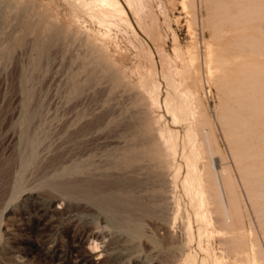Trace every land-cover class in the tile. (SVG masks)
Returning a JSON list of instances; mask_svg holds the SVG:
<instances>
[{
	"label": "rangeland",
	"instance_id": "rangeland-1",
	"mask_svg": "<svg viewBox=\"0 0 264 264\" xmlns=\"http://www.w3.org/2000/svg\"><path fill=\"white\" fill-rule=\"evenodd\" d=\"M138 2L0 0V264L256 263L223 240L264 226V0Z\"/></svg>",
	"mask_w": 264,
	"mask_h": 264
},
{
	"label": "bare ground",
	"instance_id": "bare-ground-1",
	"mask_svg": "<svg viewBox=\"0 0 264 264\" xmlns=\"http://www.w3.org/2000/svg\"><path fill=\"white\" fill-rule=\"evenodd\" d=\"M78 1H81L82 3V5H83V3H84V5H86V6H90V3H91V6H90V8H89V10L91 9L92 10V13L94 12V11H96L98 14L100 13L101 15L102 14H104V17H105V19L106 20H108V21H112V22H127L128 23V15H127V10H126V7H125V4L124 3H126L127 4V6H128V8H130V9H132V11L134 10H136L138 7H139V2H138V0H124V3H122V1L121 0H78ZM144 4V3H143ZM142 4V5H143ZM12 5V4H11ZM142 5H140V7H142ZM139 7V8H140ZM86 8H88V7H86ZM214 9H215V7H214ZM88 10V11H89ZM87 11V10H86ZM138 11H139V9H138ZM91 12V11H90ZM95 12V13H96ZM102 12V13H101ZM139 12H141V11H139ZM135 13H136V11H135ZM94 14V13H93ZM92 14V15H93ZM99 14V15H100ZM98 15V16H99ZM103 16V15H102ZM101 17V16H100ZM139 20V19H138ZM100 21V20H99ZM129 23H131V22H129ZM48 31V30H47ZM39 32V31H38ZM44 33V32H43ZM39 34H40V32H39ZM50 35V34H49ZM241 37V36H240ZM239 37V38H240ZM246 37V36H245ZM247 38V37H246ZM249 39H251L252 41H253V43L255 42V40H256V38L255 37H253V36H249L248 37ZM247 38V39H248ZM244 39V38H243ZM43 41V40H42ZM257 41V40H256ZM234 42V41H233ZM236 42V41H235ZM234 42V43H235ZM237 43V42H236ZM239 43V42H238ZM178 44V43H177ZM233 45H235V44H233ZM244 45V44H243ZM247 45V44H246ZM239 46H240V44H239ZM245 46V45H244ZM253 46V45H252ZM249 47V46H248ZM247 47V48H248ZM253 47H255V46H253ZM252 47V48H253ZM241 48V47H240ZM246 48V49H247ZM251 48V49H252ZM262 48V47H261ZM245 49V50H246ZM251 49H249V50H251ZM253 49H260L259 47H257V48H253ZM244 50V51H245ZM194 51V50H193ZM196 52V51H195ZM228 52V51H227ZM227 52H222V53H227ZM247 52H249L248 50H247ZM179 53V52H178ZM221 53V54H222ZM229 53V52H228ZM227 53V54H228ZM231 53H233V52H231ZM226 54V55H227ZM196 55V54H195ZM253 55V54H252ZM240 56V55H239ZM261 56V55H260ZM196 57V56H195ZM234 57V56H233ZM191 58V57H190ZM216 58H217V60L220 62V63H218V61L216 60ZM216 58H214L216 61H217V63H218V66L220 67V65L222 66V65H224L225 64V59H226V57H224V58H222V57H219V56H217ZM183 59H186V58H183ZM213 59V60H214ZM184 61V60H183ZM187 61V60H186ZM228 62H229V60H228ZM217 63H214V65L215 66H217L216 64ZM175 64V63H174ZM208 64V63H207ZM220 64V65H219ZM187 66V65H186ZM197 66V65H196ZM217 66V67H218ZM211 68V67H210ZM186 69V68H185ZM216 70V69H215ZM218 70V69H217ZM210 71H211V69H210ZM214 74V73H213ZM224 74V73H223ZM213 76V75H212ZM187 77V76H186ZM185 77V78H186ZM170 78V77H169ZM253 78V77H252ZM154 80V79H153ZM156 81V80H155ZM174 81V80H173ZM189 81V80H188ZM195 82V81H194ZM175 84V83H174ZM249 85V84H248ZM184 86V85H183ZM154 87V86H153ZM187 88V87H186ZM156 89V88H155ZM250 90H251V88H249ZM152 90V89H151ZM153 91V90H152ZM184 91H185V86H184ZM188 91V90H187ZM229 91V90H228ZM231 91V90H230ZM230 91L228 92V93H230ZM180 92V91H179ZM154 93V92H153ZM170 93V92H169ZM156 94H157V92H156ZM189 94V93H188ZM153 95V94H152ZM195 95V94H194ZM158 96V95H157ZM156 96V97H157ZM166 97L168 98V95H166ZM190 97V96H189ZM166 99V98H165ZM191 98H189V100H190ZM167 100V99H166ZM171 100V99H170ZM188 100V101H189ZM168 102V101H167ZM184 102V101H183ZM187 102V101H186ZM196 102V101H195ZM166 103V102H165ZM174 103V102H173ZM189 103V102H188ZM151 104V103H150ZM179 104V103H178ZM177 104V105H178ZM185 104V103H184ZM258 103L256 102V105H257ZM167 105V104H166ZM169 105V104H168ZM183 105V104H182ZM176 108H177V106H175ZM171 108H172V106H171ZM174 108V107H173ZM259 109L260 110H262V111H264V104L263 105H261L260 107H259ZM170 110V109H169ZM185 110V109H184ZM170 112V111H169ZM230 123V122H229ZM228 123V124H229ZM186 124V123H185ZM168 131H170V130H168ZM164 135V134H163ZM172 135H174V134H172ZM167 136V135H166ZM161 137V136H160ZM260 137V136H259ZM262 137V136H261ZM264 137V136H263ZM167 138V137H166ZM174 138V137H173ZM172 138V140H175V139H173ZM210 139V138H209ZM162 140V139H161ZM171 140V141H172ZM163 141V140H162ZM176 141V140H175ZM175 141H173L174 142V144H175ZM232 141V140H231ZM206 142V141H205ZM169 143H171V142H169ZM208 143V142H207ZM210 143V142H209ZM169 145V144H168ZM173 145V144H172ZM173 147V146H172ZM237 149V148H236ZM243 149V148H242ZM184 150V149H183ZM238 151V150H237ZM241 151V150H240ZM242 152V151H241ZM239 154V153H238ZM247 154V153H246ZM184 155H185V153H184ZM237 155V154H236ZM248 155H251V154H248ZM187 156V155H186ZM191 157H192V155H190ZM183 157V156H182ZM190 157V158H191ZM238 157V156H237ZM187 158V157H186ZM189 157L187 158V159H190ZM184 161H185V159H184ZM188 161V160H187ZM186 161V162H187ZM192 161V160H191ZM242 161V160H241ZM193 162V161H192ZM191 162V163H192ZM238 163V162H237ZM211 165V164H210ZM243 165V164H242ZM250 165V164H249ZM193 166V165H192ZM196 166V165H195ZM194 166V167H195ZM239 166V165H238ZM248 166V165H247ZM190 167V166H189ZM197 168V167H196ZM208 168H211V167H208ZM206 169L205 170V172H204V175H202V177H203V179H202V183L200 184V183H198L199 182V180H198V184L199 185H201L202 187H204V189L206 190L205 192H206V197L208 198V200H210L211 202H213L214 203V205H215V207H214V211H215V221L217 222V223H219V225H221L222 227H225V228H230L231 227V225L233 226V224H232V213H231V210H230V208L225 204L226 203V201L224 200V197H223V192L222 191H224V189L223 190H221L222 188H221V183H220V180H218V179H220V178H217V174H216V172H215V170L214 169ZM243 168V167H242ZM246 167H244V169H245ZM228 169V168H227ZM241 169V168H240ZM193 170H194V168H193ZM201 170V169H200ZM217 170V169H216ZM252 170V169H251ZM192 172V171H191ZM218 172H219V170H218ZM198 173V172H197ZM186 174V173H185ZM219 174V173H218ZM201 175V174H200ZM251 175V174H250ZM248 176V175H247ZM258 176V175H257ZM256 176V177H257ZM218 177H220L219 175H218ZM201 178V177H200ZM244 179V178H243ZM187 180V179H186ZM245 180V179H244ZM193 181V180H192ZM196 181V180H195ZM231 181V180H230ZM222 182V181H221ZM255 182V181H254ZM258 183H259V181H258ZM257 183V184H258ZM88 184H90V183H88ZM93 184V183H92ZM194 184V183H193ZM193 184H191V185H193ZM196 185V187H191V188H193V189H191L190 187V194H193V195H196V193H197V195H198V193L200 192L201 194H203L202 193V189L201 188H199V185ZM225 184V183H224ZM233 184V183H232ZM260 185V184H259ZM246 186V185H245ZM226 188V187H225ZM230 188V187H229ZM201 189V190H200ZM203 189V190H204ZM189 191V190H188ZM234 191V190H233ZM258 192V191H257ZM263 192V191H262ZM256 193V192H255ZM264 193V192H263ZM205 194V193H204ZM225 194V193H224ZM259 194H262L261 193V191H259ZM193 195L191 196V197H193ZM189 196V197H190ZM200 196H202V195H198V198H199V200L197 201L198 202V207H197V209H196V211H198V213L197 214H199V211L201 210V211H203L204 210V208L203 207H205L204 206V202L201 204V202L202 201H204L203 199H200ZM204 196V195H203ZM202 196V197H203ZM201 197V198H202ZM205 198V197H204ZM195 199H196V197H195ZM227 199V198H226ZM207 200V199H206ZM229 200V199H228ZM225 201V202H224ZM229 201H231V200H229ZM196 203V202H195ZM207 203V202H206ZM228 203V202H227ZM197 205V204H196ZM202 205V206H201ZM232 205V204H231ZM203 208V210H202V208ZM207 206V205H206ZM258 207H259V205H258ZM261 207V206H260ZM192 208V207H191ZM194 208H195V206H194ZM198 208H199V210H198ZM205 208H207V207H205ZM209 208V207H208ZM207 210V209H206ZM260 210H263L264 211V208L262 209H260ZM257 211V212H261V211ZM204 212V211H203ZM203 212H201V213H203ZM207 212H209V210L207 211ZM213 212V211H212ZM194 213V212H193ZM201 213H200V215H201ZM206 213V212H205ZM210 213V212H209ZM256 213V212H255ZM175 214V213H174ZM199 215V216H200ZM204 215V214H203ZM207 215V214H206ZM205 215V216H206ZM259 216H261V215H259ZM258 216V218H260ZM262 217H263V214H262ZM200 218V217H199ZM202 218V217H201ZM208 219V216L207 217H205L204 219ZM210 218H212V217H210ZM209 218V219H210ZM257 218V217H256ZM203 220V219H202ZM211 220V219H210ZM213 220V219H212ZM206 221H208V220H206ZM213 222V221H212ZM211 222V223H212ZM252 222V221H251ZM262 222V221H261ZM260 222V223H261ZM200 223V222H199ZM208 223V222H207ZM204 224H205V222H204ZM203 223H201V225H204ZM200 225V226H201ZM217 224L215 223V226H216ZM254 225V224H253ZM199 226V227H200ZM259 226V225H258ZM198 227V228H199ZM204 227V226H203ZM205 227H206V225H205ZM211 227V226H210ZM260 227H262V225H260ZM205 229V228H204ZM203 229V230H204ZM209 229V228H208ZM208 229H205V230H208ZM233 231V230H232ZM245 232H246V230H244ZM243 231V232H244ZM255 231V230H254ZM184 232V231H183ZM208 232V231H207ZM234 232V231H233ZM203 233H205V232H203ZM246 235H247V233H246ZM245 235V233H239V232H237V234H234V235H231L230 237V239H228L227 240V237H226V239H224L223 240V243L224 244H226V245H224L225 246V248L228 250V249H230V250H233L234 252H235V254L236 255H238V254H240L241 256L240 257H244L245 259H246V261L248 260H250V262H251V260H255L256 261V263H258V264H264V226H263V228H262V232H258L257 231V233H255L252 237H250V238H247V236ZM225 248H224V250H225ZM222 250H223V248H222ZM223 250V251H224ZM226 250V251H227ZM229 251V250H228ZM225 252V251H224ZM230 252V251H229ZM228 252V253H229ZM244 259V260H245ZM240 261V260H239ZM252 262H254V261H252ZM251 262V263H252ZM255 263V264H256Z\"/></svg>",
	"mask_w": 264,
	"mask_h": 264
}]
</instances>
